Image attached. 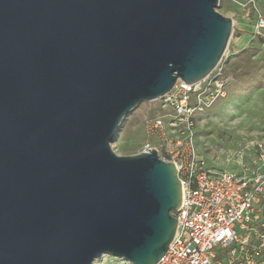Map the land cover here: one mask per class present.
Masks as SVG:
<instances>
[{"label":"water","instance_id":"obj_1","mask_svg":"<svg viewBox=\"0 0 264 264\" xmlns=\"http://www.w3.org/2000/svg\"><path fill=\"white\" fill-rule=\"evenodd\" d=\"M219 0H0V264H157L183 188L119 156L127 116L223 61Z\"/></svg>","mask_w":264,"mask_h":264},{"label":"built area","instance_id":"obj_2","mask_svg":"<svg viewBox=\"0 0 264 264\" xmlns=\"http://www.w3.org/2000/svg\"><path fill=\"white\" fill-rule=\"evenodd\" d=\"M227 1L251 20L254 0ZM253 31L264 39V15L256 17ZM228 83L222 62L201 82L179 81L157 100L162 114L144 122L141 152L156 150L173 163L183 188L182 205L172 213L176 235L157 264H264V143L234 153L235 170L209 167L197 144L198 117L227 97Z\"/></svg>","mask_w":264,"mask_h":264},{"label":"rangeland","instance_id":"obj_3","mask_svg":"<svg viewBox=\"0 0 264 264\" xmlns=\"http://www.w3.org/2000/svg\"><path fill=\"white\" fill-rule=\"evenodd\" d=\"M254 1L250 21L244 19L239 5L227 0L218 8L219 13L234 22L233 36L222 61L229 81L228 95L197 119L198 149L208 166L216 170H235L231 161L234 153L253 141L264 143V39L253 31L256 17L264 15V0ZM160 105L159 101L144 102L127 116L113 143L117 155L142 151L147 141L144 122L162 114ZM99 263L124 264L112 256Z\"/></svg>","mask_w":264,"mask_h":264},{"label":"crops","instance_id":"obj_4","mask_svg":"<svg viewBox=\"0 0 264 264\" xmlns=\"http://www.w3.org/2000/svg\"><path fill=\"white\" fill-rule=\"evenodd\" d=\"M246 40V39H245ZM264 41V40H263Z\"/></svg>","mask_w":264,"mask_h":264}]
</instances>
